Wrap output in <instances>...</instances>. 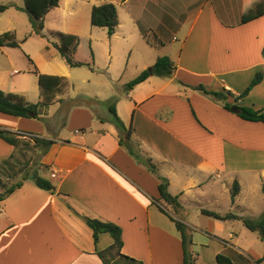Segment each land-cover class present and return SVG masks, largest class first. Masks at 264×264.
<instances>
[{
  "label": "crops",
  "instance_id": "0c3cea01",
  "mask_svg": "<svg viewBox=\"0 0 264 264\" xmlns=\"http://www.w3.org/2000/svg\"><path fill=\"white\" fill-rule=\"evenodd\" d=\"M246 1L59 0L58 6L44 16V29L63 18L69 28L81 31L63 34L88 39L87 28L90 33L95 29L106 31L91 26V8L112 3L118 25L110 36L109 58L119 38H123L127 47L141 40L156 50L152 59L168 56L173 61L176 69L171 76H149L125 93L118 88L116 91L122 72H105L104 89L93 96L102 109L107 104L101 102L118 97L114 100L117 116L126 127H131L133 141L168 180V192L178 196L182 213L193 207H218L228 195L231 207L226 213L244 217L246 210L252 211L245 190L261 189L264 185V123L242 120L192 88L203 85L208 90L224 89L237 96L260 72L262 80L238 104L264 110V16L242 23ZM9 6L16 10L22 7ZM174 30L178 37L171 35ZM12 31L14 28H7L5 32ZM55 38L51 43L58 42ZM17 42L18 47L5 43L0 46V91L22 95L28 103L40 102L34 70L42 75L64 77L68 85L50 105L39 106V118L0 113V129L20 134L21 138L28 135L53 141L41 155L40 169L36 171L42 177L39 173L47 170V179L54 186V191L49 192L34 183H22L0 201V264H102L95 254L92 230L85 218L119 226L124 255L143 264H181L179 232L158 207L164 203L158 200V180L119 144L110 113L106 109L107 113L95 117L88 109L74 108L59 122L64 129L58 130L56 138L47 135L48 126H41L40 119H51L61 99L74 93L68 92L72 68L48 42L36 54L39 64L34 58L39 70L33 68L28 55L29 65L15 53L21 50L23 41ZM167 42L170 47L177 44L175 49L167 50L169 54L164 52ZM90 46L93 51L91 41ZM149 52L150 56L136 68L138 74L151 65L148 59L152 51ZM41 65L50 70H43ZM93 65L94 52L90 68ZM16 149L0 139V162L14 155ZM234 182L238 192L232 203ZM214 220L215 232L223 227L234 228L218 225L228 221L241 223L240 232L249 231L238 220ZM228 237L232 238L231 234ZM216 242L209 241L215 246L213 255L225 253L233 264L252 263L264 255V251L256 252L249 246L242 250L231 241ZM194 258L196 263H216L205 261L201 254Z\"/></svg>",
  "mask_w": 264,
  "mask_h": 264
},
{
  "label": "trees",
  "instance_id": "16d2710c",
  "mask_svg": "<svg viewBox=\"0 0 264 264\" xmlns=\"http://www.w3.org/2000/svg\"><path fill=\"white\" fill-rule=\"evenodd\" d=\"M125 0H120L124 2ZM24 6L19 8L27 13L31 29L36 34H41L43 30V20L46 13L58 6L59 0H23ZM8 6L0 5V11H4ZM260 16H264V0H247L244 4L241 22L246 23ZM90 24L91 26L105 28L107 36H111L116 26L118 25L117 10L114 4L104 3L98 6H93L90 12ZM58 42L53 43L60 57L70 68L87 66L90 67L93 62V51L88 39H81L76 36L63 34L60 32L54 33ZM8 47H18L19 43L14 39V35L10 32H4L0 35V46L4 45ZM176 69L175 64L168 56H160L156 59L154 64L144 70H142L135 78L126 84L127 88L145 81L149 76L169 77ZM34 73L38 77V85L40 87L42 100L38 103H28L22 95L14 93H4L0 91V113L7 114L14 117L30 118L34 115L38 117V108L41 105H50L53 102L54 97L63 92L67 87V81L61 76H47L38 74L36 70ZM262 80V74L257 72L247 87L237 96L233 95L228 90L212 91L208 90L203 85H196L192 87L194 90L201 92L202 94L212 98L214 101L219 102L222 107L230 112L235 108L236 114L240 119L249 122H261L264 123V110H256L252 107L242 106L238 104V100L247 96L250 90L256 86ZM231 98V102L228 99ZM107 106L111 114V121L118 130L119 144L123 145L128 154L139 164L143 165L147 171L153 174L158 180V193L159 199L168 206H170L176 215L182 213V206L178 200V196H173L168 192V180L161 176L156 166L151 162L150 158L146 157L140 150L138 144L133 141L131 134V127H126L121 119L117 116L114 101L110 99L107 101ZM20 134L12 133L4 129H0V139L7 144L17 148L22 141L19 137ZM32 147L39 149L41 155H44L53 141L37 136L30 137ZM14 155H11L8 159L0 162L1 172L11 168L10 160ZM9 167V168H8ZM30 178L36 187L53 192L54 186L52 183L39 176L37 171L27 174L21 180L0 195V201L10 196L15 190L21 187L22 181ZM261 191L264 192V185L261 187ZM238 192L237 183L234 182L231 188V202L234 201V196ZM161 212L165 211L158 204ZM203 215L212 217L217 220H238L251 232H256L259 239L264 242V213H262L257 219H250L245 217H239L233 213H226L224 215L218 214L213 211L205 209L201 210ZM167 215V214H166ZM168 216V215H167ZM168 218L174 223L176 230L179 232L181 247H182V262L181 264H201L196 263L195 258L189 251L191 245V236L188 233V227L180 219H175L168 216ZM85 224L92 230V237L94 244H97L98 234L105 233L110 236L112 243L106 249H98L95 247V254L100 259L102 264H143L141 261L132 258L130 256L121 253L122 248V231L121 228L111 222H103L97 219L85 218ZM264 261V255L261 258L254 260L248 264H260ZM215 264H233L232 259L225 253H218L215 256Z\"/></svg>",
  "mask_w": 264,
  "mask_h": 264
},
{
  "label": "rangeland",
  "instance_id": "374dc122",
  "mask_svg": "<svg viewBox=\"0 0 264 264\" xmlns=\"http://www.w3.org/2000/svg\"><path fill=\"white\" fill-rule=\"evenodd\" d=\"M13 4H17L22 7L24 6L23 0H0V5L8 6L3 12H0V15L3 14V16L0 18V34L5 32L7 28H14L15 31H12V33L14 34L15 39L20 42L23 41L21 44L22 46L20 47L21 50L15 53H18L17 55L20 56L21 61L27 65H29V60L27 58L28 55L33 61V68L36 67L39 70L36 63L34 62V58H36L39 64L40 60L36 54L41 50V47L45 42H48L50 46L53 45L51 42H54L56 39L53 35L54 32L59 31L68 34L81 32L79 29L75 31L69 28L68 23L62 18L53 27H50L48 24L45 29L43 28L41 34H36L31 29L27 13L20 10L19 8V10H16L15 8L9 6ZM85 32V34H87L86 38L91 41L93 46L94 65L91 68L86 66L72 68L70 70L72 71L71 77L68 78V81L71 85L68 92L69 94L72 92L74 93L70 94V98L61 99L59 104H57L58 110L51 119H40L39 124L41 126H45V124L48 126L46 134L52 138H56L58 130L64 129V127L59 126V122L61 123V120L64 119L74 108L88 109L95 114V117L102 116L107 112L110 113L108 106L107 108L105 107V109H102V107L100 108L98 98L93 96V94L95 95L104 89L106 84V78L104 76L105 72H109L111 75L119 70L122 72L123 77L122 80L117 84L118 86H116V91L118 88V91L122 89V91H124L123 93H125L128 92L129 89L126 87V84L137 76L138 71H136V68H139L141 60H144L147 58V56H150L149 51H152L153 53H151V57L148 59L149 61L151 60L150 66L154 64L155 59L157 58L156 57L152 59L153 56L155 57L156 50H151V48L148 45H145L141 40L134 41L132 46L127 47L125 46L126 39L123 38H119V43L116 47V50H112L113 55L109 58L107 55L111 49V46L110 37L107 36V32L105 30L95 29L91 31L92 33H90L89 28H87V31ZM172 34L176 35L177 37L179 36L178 32L175 30L171 33V35ZM166 44L167 45L164 48V52L167 54H169L167 51L169 48L175 49L177 47L176 43H174L172 47L168 45V42ZM26 50L30 51L31 53H26ZM41 68H44L43 65H41ZM43 70L49 71L50 69L44 68ZM82 80H84V82H82ZM124 80L125 82L126 80L128 81L125 84H122ZM117 98L118 97H115L113 101ZM229 102H231V100H229ZM101 103L106 105L107 101ZM109 116L111 117V114ZM21 139L27 144H23V142L19 144L13 159L10 160L9 165L11 168L8 167L9 169L3 172L0 170V195L3 194L10 186L21 182L22 178L27 176V174L32 173L38 168L40 169L41 151L32 147V142L28 135H26L25 138L22 137ZM39 174H41L45 179L49 178L50 176L47 170L44 172L42 171ZM22 183L25 186H28L32 184L33 181L30 178H27L23 180ZM173 190L174 189L170 191L174 192ZM244 193L247 194L250 204L249 207L252 206V211L246 210V213L243 215L244 217L250 219H257L262 213H264V192H262L261 189H246ZM161 205L168 216L175 219H180L183 223L185 221V223L191 224L192 227L189 226L188 228V233L191 236V245L189 246V251L193 257H196L197 254H201L205 261L208 260V262H212L213 260L214 262L215 256L213 254L215 246L209 243V241H213L215 239L217 241L216 243H221L222 240L227 242L231 241L237 244V246L242 250H246V248L249 246L256 252L264 251V242H262L255 233L249 232L247 230H245V232H240L242 226L239 222H218L219 226L234 225V228L223 227L219 228V230L215 232V230H213L212 224L215 223L216 220H214L212 217L203 216L201 214L202 209L193 207L189 211H185L180 215H176L170 206L165 203H161ZM230 207L231 204L229 196L225 195L224 200H221L218 207L207 205L205 208H207L209 211L223 214L228 212ZM208 222H210V224H208ZM229 234H231L233 239L228 237ZM109 243H112L110 236L105 233H99L97 240L98 246L97 244L94 245L96 248L106 249L110 245Z\"/></svg>",
  "mask_w": 264,
  "mask_h": 264
},
{
  "label": "water",
  "instance_id": "95a60500",
  "mask_svg": "<svg viewBox=\"0 0 264 264\" xmlns=\"http://www.w3.org/2000/svg\"><path fill=\"white\" fill-rule=\"evenodd\" d=\"M232 112H236V109H235V108H233V109H232ZM33 116H34V115H33Z\"/></svg>",
  "mask_w": 264,
  "mask_h": 264
}]
</instances>
